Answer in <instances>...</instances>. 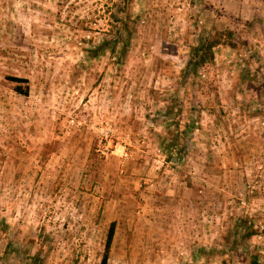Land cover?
I'll return each mask as SVG.
<instances>
[{"label": "rangeland", "instance_id": "1", "mask_svg": "<svg viewBox=\"0 0 264 264\" xmlns=\"http://www.w3.org/2000/svg\"><path fill=\"white\" fill-rule=\"evenodd\" d=\"M112 223L110 264L264 263V0H0V264Z\"/></svg>", "mask_w": 264, "mask_h": 264}, {"label": "trees", "instance_id": "2", "mask_svg": "<svg viewBox=\"0 0 264 264\" xmlns=\"http://www.w3.org/2000/svg\"><path fill=\"white\" fill-rule=\"evenodd\" d=\"M221 44H222L221 39H217L215 37L203 41L200 47L195 50V57L191 58L188 61L187 66L189 72L187 73V75H192L194 78H196L198 76V71L201 67H204L205 65L214 62L216 57L215 48L220 46ZM12 80L19 83H28L26 79L14 78ZM16 91L21 95L28 96L30 92V88L29 86L23 87L22 85H18ZM181 136L182 135L178 133L176 136H174L175 139L173 138L172 140H170V143L167 147L171 151V153L169 152L170 156H172L173 150H177L178 154L182 153L181 148H179L178 146L179 138ZM115 232H116V223H112L107 236L105 252L100 264H110V255L115 238ZM248 234H249L248 236L250 237L255 235V233L252 232ZM252 264H262V263H260L258 260H254Z\"/></svg>", "mask_w": 264, "mask_h": 264}]
</instances>
